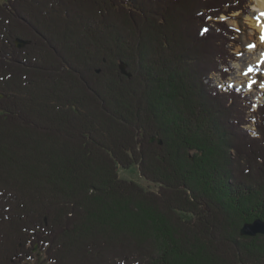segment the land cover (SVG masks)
I'll return each instance as SVG.
<instances>
[{
	"label": "trees",
	"instance_id": "1",
	"mask_svg": "<svg viewBox=\"0 0 264 264\" xmlns=\"http://www.w3.org/2000/svg\"><path fill=\"white\" fill-rule=\"evenodd\" d=\"M246 4L0 1V264H264V105L204 84Z\"/></svg>",
	"mask_w": 264,
	"mask_h": 264
},
{
	"label": "rangeland",
	"instance_id": "2",
	"mask_svg": "<svg viewBox=\"0 0 264 264\" xmlns=\"http://www.w3.org/2000/svg\"><path fill=\"white\" fill-rule=\"evenodd\" d=\"M260 9L261 6L257 5L256 0H247L245 13L239 11L231 14L230 17L222 16L236 34L232 43L226 47L230 56L228 68L231 70L228 73L226 86H224L222 75L219 72L213 73L210 80H204V84H210L212 88L217 86L220 92L224 90L223 88L229 86L240 91L244 90L246 95L243 96V101H241L246 114L244 128L253 132L254 136L257 135L255 132L257 130L255 112L257 113L258 108L264 105V39H262L264 29L261 30L259 26ZM122 64L125 63H120V68ZM220 69L225 68L221 66ZM250 69H252V72ZM191 155L193 154L191 153ZM118 172L120 179L133 181L143 187L144 190L160 193V185L143 177L136 165H131L129 169L119 168ZM34 254V259L29 260L28 264H51L45 252L40 251L37 245Z\"/></svg>",
	"mask_w": 264,
	"mask_h": 264
},
{
	"label": "water",
	"instance_id": "3",
	"mask_svg": "<svg viewBox=\"0 0 264 264\" xmlns=\"http://www.w3.org/2000/svg\"><path fill=\"white\" fill-rule=\"evenodd\" d=\"M31 41H25L22 39H18L16 41V47L18 49H22L26 47L27 45H30ZM121 70L124 75H127L128 77H131L132 75L127 72V65L122 64ZM2 97V96H0ZM155 138H152L151 142H154ZM159 144H162V141L159 140ZM264 235V221L261 219H257L254 222L245 224L241 229V235L247 236V237H255L257 235Z\"/></svg>",
	"mask_w": 264,
	"mask_h": 264
},
{
	"label": "bare ground",
	"instance_id": "4",
	"mask_svg": "<svg viewBox=\"0 0 264 264\" xmlns=\"http://www.w3.org/2000/svg\"><path fill=\"white\" fill-rule=\"evenodd\" d=\"M256 3H257L258 6H261V9H260L261 14H260L259 26H260V29L263 30L264 29V0H256ZM250 70L252 72V69H250Z\"/></svg>",
	"mask_w": 264,
	"mask_h": 264
},
{
	"label": "snow or ice",
	"instance_id": "5",
	"mask_svg": "<svg viewBox=\"0 0 264 264\" xmlns=\"http://www.w3.org/2000/svg\"><path fill=\"white\" fill-rule=\"evenodd\" d=\"M262 39H264V37H262Z\"/></svg>",
	"mask_w": 264,
	"mask_h": 264
}]
</instances>
